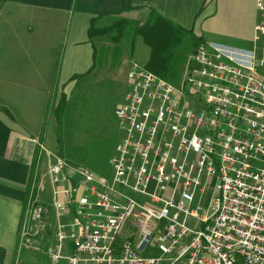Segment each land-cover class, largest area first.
<instances>
[{
  "label": "built area",
  "instance_id": "2783aa9c",
  "mask_svg": "<svg viewBox=\"0 0 264 264\" xmlns=\"http://www.w3.org/2000/svg\"><path fill=\"white\" fill-rule=\"evenodd\" d=\"M256 7L250 48L199 40L178 86L125 65L112 178L54 156L47 206L37 164L22 250L40 249L53 214L51 264H264V0Z\"/></svg>",
  "mask_w": 264,
  "mask_h": 264
},
{
  "label": "crops",
  "instance_id": "0c3cea01",
  "mask_svg": "<svg viewBox=\"0 0 264 264\" xmlns=\"http://www.w3.org/2000/svg\"><path fill=\"white\" fill-rule=\"evenodd\" d=\"M111 11L117 12L103 16L137 23L144 20L147 11L155 12L192 31L198 40L247 45L242 46L245 48L252 45L255 26L260 20L256 0H3L0 2V96L19 98L25 107H34L35 126L29 128L39 127L43 99L55 79L57 65L53 51L55 44L58 45V35H71L73 45L62 60L64 79L85 73L92 66L79 72L90 64L92 56L90 44H85L91 41L87 33L89 24L99 14ZM18 115L28 129L27 108ZM39 143L38 136L10 132L4 147V161L22 168L23 174L20 171L17 175L10 171L0 174L7 178L3 182L6 190L0 188V264H12L18 250L14 244L29 192V187H25L27 172L32 175L35 161L43 156Z\"/></svg>",
  "mask_w": 264,
  "mask_h": 264
},
{
  "label": "rangeland",
  "instance_id": "374dc122",
  "mask_svg": "<svg viewBox=\"0 0 264 264\" xmlns=\"http://www.w3.org/2000/svg\"><path fill=\"white\" fill-rule=\"evenodd\" d=\"M259 14L260 18L261 13L259 12ZM95 19L93 29L94 33H97L93 36L92 41H94L98 50L100 45L118 46V61L117 58L112 61V56L109 55L107 61L102 65H97L86 77L73 79L74 75L81 74L75 73L70 75L69 79H64L62 60L67 58L73 45L71 35L67 37V34H59L57 37L58 45L55 44L53 51L54 61L57 65L54 73L55 79L51 88L45 93L46 97L43 99L41 117L38 118L41 121L39 127L29 128V126L34 125V107L30 105L25 107L19 98H3L0 96V174H6V171H10L11 174L17 175L22 169L15 167L12 162L4 161V147L9 133L22 132L31 136H38L39 145H42L44 150L41 153L43 156L40 161L39 159L35 161L33 170L38 164L37 176L35 177V182L38 186V200L47 206H52L53 204V189L48 171V160L54 156L64 158L72 166L87 168L100 178H107L108 180L112 178L113 170L110 159L114 155V148L121 135L115 110L118 104L123 101L126 91L125 73L128 66L126 67L125 65L133 60L146 66L150 57V47L145 43L143 37L139 34H133V29L138 24L143 23L144 20L141 23L126 22L127 24H124L121 19L111 15ZM119 24H122L124 29L119 30ZM102 30L108 31L101 33ZM195 39V35L190 32L181 36V41L176 48V54L181 55L182 60L175 67L170 78L167 79L174 85L178 86L184 76L186 61L194 48ZM92 41L85 43L90 44L91 47H89L92 49L90 64L84 69H79L81 70L79 72L86 71L93 63ZM116 61L117 64H115ZM259 72L264 73V69L260 68ZM0 87L2 88V84ZM63 93L68 95V109L67 113L57 120L54 117V108ZM27 100L29 101V99ZM25 108H27V114L30 116L26 120L28 129H25L18 115V112H23ZM9 110L13 115L10 114ZM47 152L51 156L48 157ZM33 170L32 175L31 172H27V184L33 177ZM20 173L23 174L22 171ZM5 181L7 182V178L0 176V186H4L0 188H4L3 190H6V184L3 183ZM27 184L25 185L26 189L29 187ZM19 187L22 188V185ZM28 191L26 202L32 195L36 194L35 189L31 193L30 189ZM62 220L66 221L67 218L64 217ZM49 222L51 225L50 234L45 232L44 236L38 239V243L35 244L40 246L39 250L33 248H24L25 250H22L23 247H19L16 233L14 247L17 245L21 251L16 250V256L12 264H51L45 250L53 243L55 227L53 214L50 215ZM189 225H192L191 221H189ZM123 235H127L126 230ZM62 244V254L65 255L71 251L72 243L67 238Z\"/></svg>",
  "mask_w": 264,
  "mask_h": 264
},
{
  "label": "trees",
  "instance_id": "16d2710c",
  "mask_svg": "<svg viewBox=\"0 0 264 264\" xmlns=\"http://www.w3.org/2000/svg\"><path fill=\"white\" fill-rule=\"evenodd\" d=\"M3 0H0V2ZM117 11H111L107 13L99 14V16H103L105 14L116 13ZM124 24H127V20L121 19ZM96 19H93L90 23V27L88 29L89 38L92 41L94 33ZM94 24V25H93ZM119 30L124 29L122 24L118 25ZM108 30H102L101 33H105ZM100 32V31H99ZM192 33L190 30L182 29L177 26L170 20L161 17L155 12H151L145 22L142 24H138L137 27L133 29L134 35H141L150 47V57L146 63V67L151 71L159 74L160 76L168 79L171 74L175 70V67L178 66V63L182 60L181 55L176 54L177 45L181 41V36H184V33ZM193 34V33H192ZM198 39H195V44L198 42ZM194 44V46H195ZM93 46V63L91 68L82 74L74 75L73 79H80L82 77H86L89 73H91L97 65H102L105 61L108 60V56H112V61H115L117 58L118 61V46H105L100 45L99 50L96 47L94 41H92ZM120 52V51H119ZM120 54V53H119ZM117 61L115 64H117ZM65 93H63L60 101L56 104L54 108V117L59 120L63 114L67 113L68 109V99ZM48 234L50 232L48 231Z\"/></svg>",
  "mask_w": 264,
  "mask_h": 264
},
{
  "label": "water",
  "instance_id": "95a60500",
  "mask_svg": "<svg viewBox=\"0 0 264 264\" xmlns=\"http://www.w3.org/2000/svg\"><path fill=\"white\" fill-rule=\"evenodd\" d=\"M149 13H150V11H147V13L145 14L144 21L147 19Z\"/></svg>",
  "mask_w": 264,
  "mask_h": 264
}]
</instances>
